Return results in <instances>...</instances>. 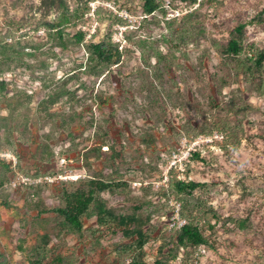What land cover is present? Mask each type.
Here are the masks:
<instances>
[{
    "label": "rangeland",
    "instance_id": "374dc122",
    "mask_svg": "<svg viewBox=\"0 0 264 264\" xmlns=\"http://www.w3.org/2000/svg\"><path fill=\"white\" fill-rule=\"evenodd\" d=\"M41 2L0 0V264H129L124 245L149 264H264V62L251 60L264 53V0H207L176 19L163 6L190 3L155 0L146 15L144 0H67L78 11L69 24ZM239 25L233 59L223 50ZM108 37L122 50L111 68L87 52ZM215 132L223 139L207 141ZM199 138L200 159L174 168ZM15 173L65 181L12 190ZM82 178L125 187L100 195L80 234L38 216ZM172 179L203 187L178 195ZM177 213L207 239L202 256L175 247Z\"/></svg>",
    "mask_w": 264,
    "mask_h": 264
},
{
    "label": "trees",
    "instance_id": "16d2710c",
    "mask_svg": "<svg viewBox=\"0 0 264 264\" xmlns=\"http://www.w3.org/2000/svg\"><path fill=\"white\" fill-rule=\"evenodd\" d=\"M75 2L79 0H74ZM192 4L195 0H184ZM207 1V0H206ZM42 6L47 13L55 11L62 15V21L64 24L73 22L78 15L77 9L69 12L67 6V0H42ZM159 8V5L155 0H144L143 12L146 15L152 14ZM86 6L83 10V14L86 11ZM47 33L55 31L57 37H61V31L59 30V24L56 22H47L42 25ZM244 26L239 25L234 28L230 34V39L224 47V55L229 56L233 59H239L240 54L243 51L242 46V32ZM84 39V33L78 32L76 37V43L80 44ZM87 52L90 56V60L94 61L97 66H105L111 68L119 66L122 60V50L119 46L111 44L110 37L107 40L90 43L87 46ZM252 62L255 67L259 68L264 62V53L257 49H252ZM241 61H239L240 63ZM239 65V64H238ZM8 83L0 80V97H5L8 93ZM41 153V152H39ZM38 154V152L36 153ZM49 157H53V154L49 153ZM198 151L192 153L190 160H199ZM65 185V184H64ZM69 186L62 187L61 192V203L58 207H49L38 211V216L43 214H53L59 220L60 223L66 227L69 231L80 234L83 230V219L89 215L92 211L96 201L102 193L112 192L120 193L123 192L122 187H125L120 181L112 179H97V178H82L75 180L74 182L68 183ZM1 186V184H0ZM169 188L172 189L176 194L190 195L193 191L203 187L202 184L196 182H185L183 180L172 179L169 182ZM42 186L30 187V189L41 188ZM184 209V208H183ZM182 217L186 220V224L176 231L174 245L176 248H204L207 246V239L201 232L198 224L194 219L185 218L184 213ZM119 256L130 257L129 264H149L139 259L137 256H132L133 246L124 245L121 246L117 251ZM174 257V256H173ZM36 264H43L37 262ZM59 264V260L56 263ZM151 264H168L166 261L154 260Z\"/></svg>",
    "mask_w": 264,
    "mask_h": 264
},
{
    "label": "built area",
    "instance_id": "2783aa9c",
    "mask_svg": "<svg viewBox=\"0 0 264 264\" xmlns=\"http://www.w3.org/2000/svg\"><path fill=\"white\" fill-rule=\"evenodd\" d=\"M206 0H195L194 3L189 4L188 6H184L183 8H177V9H172L170 7L169 2H167L163 7L165 10H169V14L171 17L173 18H182L190 13H192L193 11L197 10L198 8H200L203 3ZM223 137L222 135H218L216 132L214 134H212V136H210L208 138L207 141L212 142L213 140H222ZM205 140H203L202 138H199L198 140H194L191 145L190 148L182 155V160L184 161V164L182 162H178L177 161V155H173V158H175L173 160V167L176 168L178 167L179 171H183L184 167H185V162H187L192 153L195 151V146H198L201 142H203ZM183 146H187L186 141L183 140L182 142ZM4 158L10 159L12 162V166H15L16 164V160L15 158L11 155H3ZM181 161V160H180ZM178 163V164H177ZM61 164H64V160H61ZM178 165V166H177ZM55 180H61V181H65V178H62L60 176H58V178H51L50 176H46V175H39V176H25L19 173H15L14 176L9 180L8 184H7V188L12 189V190H17L20 188H30V187H36V186H44V185H48L53 183V181ZM179 207V206H178ZM173 223L170 225V228H174L176 230H179L180 228H182L185 224H186V220L183 219L178 213L175 214V216L172 218ZM204 248H199L198 249V253L200 256H202L204 254ZM129 263V262H127Z\"/></svg>",
    "mask_w": 264,
    "mask_h": 264
}]
</instances>
